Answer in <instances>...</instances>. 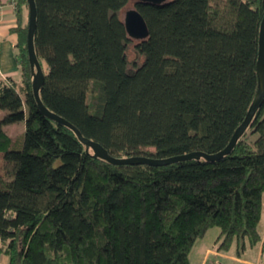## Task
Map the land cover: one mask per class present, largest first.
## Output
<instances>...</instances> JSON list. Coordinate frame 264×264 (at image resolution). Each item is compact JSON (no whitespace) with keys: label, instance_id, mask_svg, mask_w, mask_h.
Wrapping results in <instances>:
<instances>
[{"label":"trees","instance_id":"trees-1","mask_svg":"<svg viewBox=\"0 0 264 264\" xmlns=\"http://www.w3.org/2000/svg\"><path fill=\"white\" fill-rule=\"evenodd\" d=\"M13 1L20 82L0 83V254L8 264H190L196 240L213 227L220 251L236 244L241 254L260 241L264 101L218 161L111 165L39 111L28 4ZM128 1L34 0L43 105L112 157L221 151L256 92L264 0L134 3L149 32L141 41L128 38L119 15ZM18 122L21 133L3 128Z\"/></svg>","mask_w":264,"mask_h":264},{"label":"water","instance_id":"water-1","mask_svg":"<svg viewBox=\"0 0 264 264\" xmlns=\"http://www.w3.org/2000/svg\"><path fill=\"white\" fill-rule=\"evenodd\" d=\"M137 2L149 3V4H162L167 2V0H136ZM28 4V20H27V35H26V48L27 55L30 66L32 68V93L37 104V107L41 114L56 124L65 126L72 130L78 140L85 146L86 151L91 150L92 155L96 158L104 160L111 165H146L153 167H162L179 162L198 160L200 158L205 161L214 162L220 160L222 157L231 153L232 149L236 145L238 139L244 134L248 128L250 122L252 121L255 113L260 108L264 101V15L260 22L259 36H258V56L256 61V74H257V88L254 94L253 100L248 108L242 123L236 128L232 134L228 144L219 152L214 154H206L203 152H190L177 156H172L168 158L155 159L146 156H130L123 158H116L110 156L100 144L97 142L83 137L80 132L67 120L60 117L59 115L49 111L42 103L39 90L44 81V74L38 59L35 55L33 37L36 29V7L34 0H27ZM126 34L129 39L134 41H141L146 39L148 36L147 25L141 16V14L136 10L135 7L125 11L124 17L122 19Z\"/></svg>","mask_w":264,"mask_h":264},{"label":"crops","instance_id":"crops-1","mask_svg":"<svg viewBox=\"0 0 264 264\" xmlns=\"http://www.w3.org/2000/svg\"><path fill=\"white\" fill-rule=\"evenodd\" d=\"M22 16L24 19L27 16L24 9H22ZM16 25L17 17L14 1L0 0V83L11 81L15 84H19L20 82L19 60L17 50L15 48L17 36L16 33H14V28L16 27ZM263 201L264 200L262 196L261 216L258 223V233L260 235V241L256 245H246L241 254H237L236 250L231 251V248L234 244L227 251H220L218 249H215L214 247L205 246L203 248L204 250L198 264H208L210 256H215L216 258L224 259L234 264L264 263V220L262 219L264 206ZM218 236L219 231L217 232L216 239L218 238ZM246 251L249 253L247 254ZM0 256L5 257L4 259L0 257V264H8L7 257L4 254H0ZM211 264L221 263L213 262Z\"/></svg>","mask_w":264,"mask_h":264},{"label":"rangeland","instance_id":"rangeland-1","mask_svg":"<svg viewBox=\"0 0 264 264\" xmlns=\"http://www.w3.org/2000/svg\"><path fill=\"white\" fill-rule=\"evenodd\" d=\"M135 1L136 0H129L128 1L126 6L121 10V12L119 14L121 19H123L126 10L134 7ZM132 46H133V44L129 47V50L127 52L128 58L130 60L135 58ZM3 128L10 134L11 133H21L23 131V122H18V123H14L11 125H7V126H4ZM0 159H1V156H0ZM263 200H264V194H263ZM263 203H264V201H263ZM262 219L264 220V206H263ZM218 231H219V229L217 227L210 228L203 238L196 240V242H195V244H194V246H193V248L189 254L190 264H198L199 263L201 256H202V253H203V250H204L203 248L205 246L214 247L215 249L218 248L219 243H220V241L216 239ZM248 249H249V247H248ZM235 250H237V247L234 244L231 248V251H235ZM246 253L248 254L249 252L246 251ZM1 258L4 259L5 257L2 256ZM218 259L219 258H216L215 256H210L209 260H208V264H211L213 262L214 263L219 262L221 264H234V263H231L230 261H227L224 259H219V260Z\"/></svg>","mask_w":264,"mask_h":264},{"label":"built area","instance_id":"built-area-1","mask_svg":"<svg viewBox=\"0 0 264 264\" xmlns=\"http://www.w3.org/2000/svg\"><path fill=\"white\" fill-rule=\"evenodd\" d=\"M13 3V2H12Z\"/></svg>","mask_w":264,"mask_h":264}]
</instances>
